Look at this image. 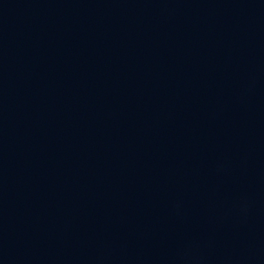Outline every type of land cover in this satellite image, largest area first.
<instances>
[{
    "label": "water",
    "instance_id": "obj_1",
    "mask_svg": "<svg viewBox=\"0 0 264 264\" xmlns=\"http://www.w3.org/2000/svg\"><path fill=\"white\" fill-rule=\"evenodd\" d=\"M0 264H264V0H0Z\"/></svg>",
    "mask_w": 264,
    "mask_h": 264
}]
</instances>
